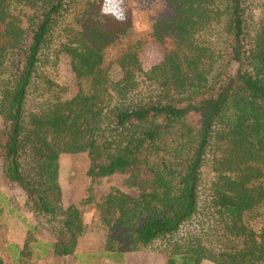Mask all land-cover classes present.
<instances>
[{
  "label": "trees",
  "instance_id": "obj_1",
  "mask_svg": "<svg viewBox=\"0 0 264 264\" xmlns=\"http://www.w3.org/2000/svg\"><path fill=\"white\" fill-rule=\"evenodd\" d=\"M163 1L174 14L148 35L160 59L144 69L128 45L113 80L104 50L129 23L99 16L102 0H0L2 174L46 222L54 256L74 254L84 229L62 204L58 158L86 153L88 176L130 170L139 190L98 204L104 252L160 245L167 264H264V229L245 221L264 210V20L251 31L245 0ZM53 39L72 95L41 76Z\"/></svg>",
  "mask_w": 264,
  "mask_h": 264
},
{
  "label": "rangeland",
  "instance_id": "obj_2",
  "mask_svg": "<svg viewBox=\"0 0 264 264\" xmlns=\"http://www.w3.org/2000/svg\"><path fill=\"white\" fill-rule=\"evenodd\" d=\"M125 6L128 8L129 32L107 47L103 56L102 68L113 80L120 76L115 58L128 45L140 44V61L144 69L160 59V48L148 42V35L156 20L174 14V10L163 0H125ZM245 6L250 29L254 31L264 20V0H245ZM218 30H212L209 36L215 35L217 46H222L226 36ZM49 49L41 76L65 87L69 95L74 94L77 84L70 72L69 59L56 53L59 49L56 39L52 40ZM41 101L36 99L35 104L39 105ZM88 167L86 153L61 154L58 158L57 175L62 204L65 207L75 205L79 209L84 228L74 254L58 257L48 249L51 236L46 222L36 218L24 206L20 192L15 186L8 185L0 164V264H167L165 251L160 245L121 255L104 252L106 230L100 222L98 204L114 190L131 196H137L139 190L130 170L91 178L87 175ZM245 221L256 230L264 229V210L260 208L247 215ZM24 247L25 252L20 254ZM165 250L170 248L166 246ZM200 264L215 263L203 260Z\"/></svg>",
  "mask_w": 264,
  "mask_h": 264
},
{
  "label": "clouds",
  "instance_id": "obj_3",
  "mask_svg": "<svg viewBox=\"0 0 264 264\" xmlns=\"http://www.w3.org/2000/svg\"><path fill=\"white\" fill-rule=\"evenodd\" d=\"M99 16L108 17L116 23H125L128 18L125 0H102L99 4Z\"/></svg>",
  "mask_w": 264,
  "mask_h": 264
}]
</instances>
